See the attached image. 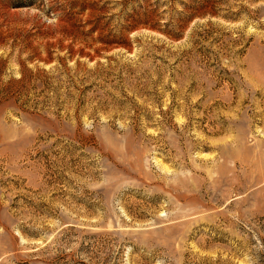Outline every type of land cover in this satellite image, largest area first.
Segmentation results:
<instances>
[{
	"label": "rangeland",
	"instance_id": "rangeland-1",
	"mask_svg": "<svg viewBox=\"0 0 264 264\" xmlns=\"http://www.w3.org/2000/svg\"><path fill=\"white\" fill-rule=\"evenodd\" d=\"M0 264H264V0H0Z\"/></svg>",
	"mask_w": 264,
	"mask_h": 264
},
{
	"label": "bare ground",
	"instance_id": "bare-ground-1",
	"mask_svg": "<svg viewBox=\"0 0 264 264\" xmlns=\"http://www.w3.org/2000/svg\"><path fill=\"white\" fill-rule=\"evenodd\" d=\"M142 30V29H141ZM158 163L160 164V167L163 169V170H168L169 168L166 166V165H164L163 163H161V161L159 162L158 161Z\"/></svg>",
	"mask_w": 264,
	"mask_h": 264
}]
</instances>
